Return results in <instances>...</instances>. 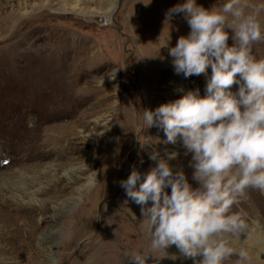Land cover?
Wrapping results in <instances>:
<instances>
[{
	"label": "rangeland",
	"instance_id": "374dc122",
	"mask_svg": "<svg viewBox=\"0 0 264 264\" xmlns=\"http://www.w3.org/2000/svg\"><path fill=\"white\" fill-rule=\"evenodd\" d=\"M182 2L0 0L2 264H128L132 253L147 255L140 206L119 181L133 167H154V151L177 152L170 164L196 186L191 155L141 118L188 91L203 96L211 76L210 67L207 76L174 72L168 48L190 29L182 15L165 13ZM196 2L211 9L224 0ZM252 50L264 58V39ZM232 211L248 224L237 244L249 252L245 264H264L252 238H262L264 193L246 190ZM151 255L146 264H194L175 245Z\"/></svg>",
	"mask_w": 264,
	"mask_h": 264
},
{
	"label": "clouds",
	"instance_id": "9594fccd",
	"mask_svg": "<svg viewBox=\"0 0 264 264\" xmlns=\"http://www.w3.org/2000/svg\"><path fill=\"white\" fill-rule=\"evenodd\" d=\"M262 13L264 2L253 6L249 0H224L211 9L183 0L166 11V19L182 15L190 29L168 48L174 72L207 76L210 67L211 76L203 96L199 89L188 91L142 110L141 118L146 128L163 130V143L179 141L191 155L196 186L183 167L170 164L175 151L163 157L152 152L154 167L145 173L133 167L119 181L126 197L140 206L139 223L149 239L148 254L132 253L128 264H146L152 252L172 245L194 264H225L233 256L240 264L248 261V250L237 246L248 224L232 208L248 189L264 193V58L252 50L264 39Z\"/></svg>",
	"mask_w": 264,
	"mask_h": 264
},
{
	"label": "bare ground",
	"instance_id": "6f19581e",
	"mask_svg": "<svg viewBox=\"0 0 264 264\" xmlns=\"http://www.w3.org/2000/svg\"><path fill=\"white\" fill-rule=\"evenodd\" d=\"M115 169V168H114ZM116 170V169H115ZM114 173V172H113ZM108 178V177H107ZM112 178H113V175L111 176V179L110 180H112ZM115 180V179H114ZM108 181V180H107ZM106 181V182H107ZM105 182V183H106ZM258 226V225H257ZM256 230L259 232L258 234H260L261 235V239L259 240V238H258V236H253L252 238L255 240V243H256V245H257V247H258V250H259V252H261L262 253V255L264 256V230L263 229H260L259 227H256ZM262 259V258H261ZM264 259V258H263Z\"/></svg>",
	"mask_w": 264,
	"mask_h": 264
}]
</instances>
